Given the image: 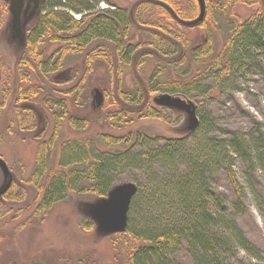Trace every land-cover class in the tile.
I'll use <instances>...</instances> for the list:
<instances>
[{"label": "trees", "instance_id": "16d2710c", "mask_svg": "<svg viewBox=\"0 0 264 264\" xmlns=\"http://www.w3.org/2000/svg\"><path fill=\"white\" fill-rule=\"evenodd\" d=\"M127 1L134 3L132 9L114 0H45L44 12L29 32L21 69L28 75L47 77L63 70L69 56L83 54L84 74L101 63L115 87L114 94L105 93L101 110L107 112L97 122L104 120L117 130L135 119H162L168 109L157 108L151 98L154 92H162L193 98L197 125L183 138L129 131L121 136L95 133L84 143L61 141L58 147L63 162L58 164L60 169L52 171L46 156L54 144L56 147L63 118L76 131L89 125L88 119H77L66 111L64 98L72 96L73 104L78 100L84 80L80 79L65 97L55 98L51 134L38 143L29 176H20L38 195L26 221L16 230L42 220L69 192L106 196L119 176L128 173L137 189L128 204L125 228L110 236L114 250L118 244L128 253L124 264H239L241 253L249 258L248 264H264V249L246 235L241 224L247 211L246 192L234 170L239 162L244 174L264 175V124L252 120L245 131H232L221 127L207 107L214 93L229 89L232 77L241 71L264 75L261 0H204L205 17L194 27L182 21L198 17L197 0L185 4L177 0ZM101 2L107 7L96 10ZM238 4L254 10L242 20L233 13ZM134 26L144 29L145 41L129 42ZM194 28L203 30L205 39L190 47L184 35ZM215 30L224 37L219 50H215ZM51 45L55 47L47 53ZM181 47H190L189 57L183 54L171 59ZM150 65L144 82L135 78L131 89L122 87L126 68L133 66L136 74H143ZM42 90L39 85L21 88L16 100L33 105ZM53 93L49 91L48 96ZM5 94L3 91L0 97L2 105ZM48 99L43 98L44 105L54 109ZM123 104L136 111L125 110ZM18 112L19 129H36L38 121L31 107L24 106ZM100 144L121 148L106 150ZM136 173L144 179L143 184L137 183ZM25 191L22 185L13 184L1 199L21 201ZM256 202L264 218V199L256 196ZM24 210L0 202L1 216L10 212L22 216ZM80 224L90 228L91 222L86 219ZM2 240L0 234V244Z\"/></svg>", "mask_w": 264, "mask_h": 264}, {"label": "rangeland", "instance_id": "374dc122", "mask_svg": "<svg viewBox=\"0 0 264 264\" xmlns=\"http://www.w3.org/2000/svg\"><path fill=\"white\" fill-rule=\"evenodd\" d=\"M117 5L133 8L134 3L127 0H114ZM154 1V0H152ZM185 4L187 0H177ZM264 12V0H261ZM164 5V4H163ZM169 9L166 5H164ZM106 3H99L95 9L106 8ZM253 8L238 4L233 8V13L240 19L253 12ZM68 11L76 18L79 15L72 10ZM206 11H202L199 17L194 21L185 24V26L194 27L199 21L204 19ZM264 19V17H263ZM199 21V22H197ZM183 22V21H182ZM129 42L145 41L147 36L144 29L133 27ZM184 37L190 41V47L198 45L205 39V33L199 28L191 31L187 30ZM215 50H219L223 43V34L218 30L213 32ZM55 45L47 46V53L54 49ZM189 48L178 50L177 55L171 59L177 58L183 54L189 57ZM0 49L6 54L10 69L5 75L6 80H10L8 98L5 107L0 113V152L7 161L9 168L13 171L16 178L20 176L25 179L31 173L34 167L35 148L42 140L48 139L52 131V111H55L56 99L65 97L75 85H78L80 79L83 86L78 100L72 102V96H66L67 115L77 119H88L89 125L83 131L73 130L65 121H61L58 132V142L51 148L47 159V165L52 171L60 169L58 164L61 159L60 147L61 141H77L84 143V140L95 133H111L114 136H121L127 132L140 131L147 135H162L170 138L186 137L196 126L197 117L195 114V100L187 98L180 94H168L154 92L151 96L152 103L157 108L168 109L164 118H141L135 119L131 124L122 129H112L106 125L104 120L97 122V118L104 115L107 110L93 108L91 106V97L93 90L99 89L103 96L105 93L114 94V86L109 83V76L105 67L101 63H96L92 71L84 74L85 65L83 54L79 56H69L65 68L59 71V74H49L47 77L28 78L21 81L19 73V57L14 54L15 49L7 38L2 37L0 31ZM146 49V48H145ZM24 52V46L22 50ZM152 51V48H151ZM154 52V51H153ZM155 53V52H154ZM152 66L145 67L143 74L135 73L134 67L126 68L122 87L131 89L134 86L135 78L141 83L146 77ZM141 75V76H139ZM39 85L42 87L41 94L37 101L32 103L39 116L38 128L26 133L17 128V118L13 103L16 100L18 86ZM229 89L221 92L219 95L215 92V97L209 102L208 108L212 117L223 127L236 132L245 131L252 120L264 124V75L258 72L241 71L238 76L232 77V84ZM53 91V95H49ZM49 97L48 103L54 109L48 110L43 103V98ZM105 97V96H104ZM56 98V99H55ZM105 100V98H104ZM53 104V105H52ZM206 105V103H204ZM127 111H136L132 106L123 104ZM39 136V137H37ZM35 139V140H33ZM106 150L119 149V145L109 147L101 145ZM119 147V148H118ZM239 162L234 164L236 176L245 188L246 192V215L241 219V224L246 235L258 246L264 249V218L257 207L256 196H262L264 199V175H246L242 172ZM137 183L143 184L144 179L136 173ZM1 182V174H0ZM42 183L45 184L44 179ZM26 190V197L21 201L2 200L5 206L10 208H24L22 216L15 212H10L4 216L0 215V234L3 240L0 244V264H7L14 261L16 264H33L34 262L44 264H106L117 262L124 264L127 261L128 253L122 246L116 245L114 250L110 236L125 226L128 204L132 192L137 187L136 182L128 174L120 175L113 183L108 195L104 198L86 193L69 192L60 202L55 203L39 221H32L25 224L21 229L16 230L19 223H24L29 215V209L33 205L37 191L33 185L20 183ZM31 204V205H30ZM28 206V210L26 208ZM15 216H18L15 218ZM40 219V218H39ZM91 222L90 228L82 226L85 220ZM239 264H248L249 258L241 253Z\"/></svg>", "mask_w": 264, "mask_h": 264}, {"label": "flooded vegetation", "instance_id": "af4514ba", "mask_svg": "<svg viewBox=\"0 0 264 264\" xmlns=\"http://www.w3.org/2000/svg\"><path fill=\"white\" fill-rule=\"evenodd\" d=\"M44 2L45 0H0V31L2 32V37L4 36L5 38H7L8 43L12 44V47L15 49L14 54L19 57L18 59H20L18 64L19 66L18 70L19 73L22 75L21 81L28 80L27 78L28 74L26 72H23V70L21 69L22 66L20 65V61L24 57V52L21 50L23 46L25 48V44L27 42V38L31 28L34 26L37 19L44 12ZM9 69H10V65L6 57V54L0 49V97H2L3 91H6L5 103L3 105L0 103V113L6 105L8 92L10 89L9 87L10 80L5 79V75H7L8 73L7 70L9 71ZM34 77L39 78L40 75L34 74ZM27 86L29 85L27 84L25 87ZM25 87L18 86L16 92L18 93V91L21 88H25ZM13 106H14L16 118L18 117L19 108H22L24 106L31 107L35 111L36 118L39 117L33 105L26 104L23 101L15 100ZM38 126L36 128H38ZM18 130L22 131L19 128ZM24 133H26V131H24ZM3 157L4 156L0 152V158L4 160L5 163L7 164V161ZM0 174H1V182H0L1 184L3 181V174L1 169H0ZM9 188L4 193L1 194L2 196L1 198H3V195L9 190Z\"/></svg>", "mask_w": 264, "mask_h": 264}, {"label": "water", "instance_id": "95a60500", "mask_svg": "<svg viewBox=\"0 0 264 264\" xmlns=\"http://www.w3.org/2000/svg\"><path fill=\"white\" fill-rule=\"evenodd\" d=\"M197 1H198V4H199V15H200L202 11H205L204 0H197ZM199 15H198V17H199ZM197 18H195V20ZM201 19L199 21H201ZM199 21H197V22H199ZM93 95H94V106L95 107L100 106L102 101H103L102 92L99 89L95 88ZM0 169H1L2 174H3V181H2V183L0 185V195H1L2 193H4L9 188V186L12 183V180L14 179V176L8 170V167L6 166V163L1 158H0Z\"/></svg>", "mask_w": 264, "mask_h": 264}, {"label": "bare ground", "instance_id": "6f19581e", "mask_svg": "<svg viewBox=\"0 0 264 264\" xmlns=\"http://www.w3.org/2000/svg\"><path fill=\"white\" fill-rule=\"evenodd\" d=\"M192 21H194V20H192ZM189 22H191V21H185V22H182L183 24H187V23H189ZM198 24V23H197ZM61 72H62V70H61ZM58 74H59V72H57ZM54 74H56V73H54ZM40 75V78L41 77H43V75L42 74H39ZM27 78H34V76L33 75H27ZM37 78V77H36ZM44 78V77H43ZM37 79H39V78H37ZM103 103H104V97H103V101H102V103H101V105L100 106H98V107H95L94 106V95L91 97V106L93 107V108H100V107H102L103 106ZM37 119V121H38V125L40 124V122H39V117H37L36 118ZM197 122H198V120H197ZM197 125V124H196ZM9 170V169H8ZM20 183H26L27 184V182H25V180H23V179H21V178H15V179H13L12 180V183H11V186H10V188L12 187V185L13 184H15V185H19ZM136 189H137V187L135 188V190L132 192V194H131V197H132V195L135 193V191H136ZM109 193V192H108ZM108 193H107V195H108ZM106 195V196H107ZM106 196H104V197H106ZM37 196H35V198H36ZM104 197H102V198H104ZM131 197H130V199H131ZM34 198V199H35ZM39 199V198H38ZM38 201V200H37ZM130 202V201H129ZM33 204H34V201L32 202ZM31 205V204H30ZM33 207V205L30 207V209ZM126 222H127V216H126ZM126 222H125V225H126ZM124 228H125V226H124ZM124 228H122L121 230H123ZM121 230H118V231H121ZM244 254V253H243ZM244 255H246V254H244ZM247 256V255H246Z\"/></svg>", "mask_w": 264, "mask_h": 264}]
</instances>
